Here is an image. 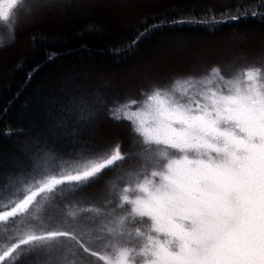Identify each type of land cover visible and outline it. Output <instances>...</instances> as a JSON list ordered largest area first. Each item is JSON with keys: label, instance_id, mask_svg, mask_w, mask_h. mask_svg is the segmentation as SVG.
Wrapping results in <instances>:
<instances>
[{"label": "snow or ice", "instance_id": "1", "mask_svg": "<svg viewBox=\"0 0 264 264\" xmlns=\"http://www.w3.org/2000/svg\"><path fill=\"white\" fill-rule=\"evenodd\" d=\"M23 4L0 0V22L13 39L21 15L68 7L71 0ZM258 14L245 10L229 18ZM136 103H114L108 114L142 138L153 170L124 187L115 202L109 190L100 206L69 202L55 213L66 185L69 191L89 186L126 154L116 145L105 155L76 157L67 174V162L47 152L29 159L26 168L9 174L23 181L19 197L9 179L0 178V191L11 197L0 207V223L7 226L3 242L11 240L0 249V264L29 257L72 264L76 248L94 264H264V67L249 66L227 79L213 67L199 78L156 88L133 110ZM62 111L66 120L91 118L86 111L74 115L69 106ZM40 200L49 201L46 220L33 215ZM25 216L29 230L17 238V218ZM81 223L90 224V232L78 230Z\"/></svg>", "mask_w": 264, "mask_h": 264}, {"label": "trees", "instance_id": "2", "mask_svg": "<svg viewBox=\"0 0 264 264\" xmlns=\"http://www.w3.org/2000/svg\"><path fill=\"white\" fill-rule=\"evenodd\" d=\"M261 5L264 0H73L70 10L63 15L50 9L20 17L14 39L2 22L0 178H8L11 190L19 197L24 191L23 181L13 180L9 174L26 168L29 159L45 152L67 162L65 174L73 172L76 157L105 155L116 145L124 153L120 144L107 149L102 147L105 144H99L91 150L72 145L71 121L77 119L66 120L62 109L69 106L74 115L97 108L107 111L93 134H119L125 138L123 125L131 129L132 126L110 119L108 108L114 103L135 100V110L143 107L147 95L156 88H171L176 80L199 78L213 67L242 71L255 66L228 63L230 58L239 60L246 55L264 54ZM245 10L259 14L242 15L237 20L229 18ZM133 40L137 41L134 45ZM197 49H204L206 54ZM177 51L181 55L174 59L183 60L181 63L157 67L162 61H173L171 54ZM185 55L186 60L182 57ZM50 56L53 58L49 59ZM10 198L7 190L0 191V207ZM44 202L40 200L34 211L44 209ZM34 211L33 215L47 219V215ZM29 219L17 218V238L29 230ZM6 228L0 223V249L11 242H3ZM28 264L47 261L29 260Z\"/></svg>", "mask_w": 264, "mask_h": 264}, {"label": "rangeland", "instance_id": "3", "mask_svg": "<svg viewBox=\"0 0 264 264\" xmlns=\"http://www.w3.org/2000/svg\"><path fill=\"white\" fill-rule=\"evenodd\" d=\"M73 0H71V4L68 7L64 8H52L51 12L59 13L61 15L65 14L70 10ZM30 7V0H24V4L22 8L27 9ZM50 10V9H49ZM39 12L35 14H43L48 12ZM29 15V16H32ZM24 15H21V18H24ZM0 22V27H1ZM1 35V33H0ZM197 51H201L204 53V49H197ZM180 53V54H179ZM181 52L177 51L175 54H171L173 57V61L163 62L157 66L160 68L166 67L168 65L176 66L182 61H177L176 57H179ZM186 56H182L184 60H186ZM171 57V58H172ZM264 62V54L254 56V55H246L242 59H229V66H237V65H245L251 63V65L262 67V63ZM259 63V64H258ZM225 78H229L234 76L237 72V69H229L225 71H221ZM85 102H89L86 100ZM142 107V106H141ZM91 113V118L86 119L84 123H81L79 119L76 121H71V129H70V138L72 145H80L82 146V150H91L97 148L99 144H105L102 147L107 149L109 145L120 144L123 148L124 154H126V159L124 161L117 162V165L113 166L110 169H106L104 171H110L101 181H96L91 183L89 186L83 187L79 190L69 191L68 188L65 190V195L62 200H57L53 204V208L55 213H61L65 210V205H95L100 206L104 201L105 197L109 195V190H111V199L115 202L119 198V193L122 189L129 184H134L137 181V178L142 177L147 172L153 170L152 165L148 162L151 153L148 152L147 146L143 144L142 138L136 135L129 126L123 125L122 131L127 133V136L123 138L119 134H114L112 136H97L99 134H93L97 131L99 126L101 125L103 119H105L107 115V111L99 110L98 108L95 111H86ZM119 127V125H117ZM114 131L118 130L115 128ZM129 133H133L131 136ZM107 144V145H106ZM99 147V146H98ZM114 150V149H113ZM130 157V158H129ZM103 173V174H104ZM131 195V193H130ZM45 208L40 210L36 209L34 212L36 214L47 215V210L49 207V201L45 200L44 202ZM67 210L75 211L73 208H68ZM120 212V209L116 210ZM90 224L81 223L78 225V230L83 229L85 232H90ZM131 230V228H129ZM144 231H147V227H144ZM94 247L95 250H101L99 245H90ZM75 255L69 254L72 263L76 264H94L95 258L90 257L88 254L83 253L82 250L78 248L74 249ZM80 258V260H78ZM42 259V258H41ZM29 260H34L35 263H38L39 260L33 259L31 257L24 259L22 264H28Z\"/></svg>", "mask_w": 264, "mask_h": 264}]
</instances>
